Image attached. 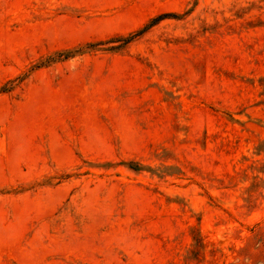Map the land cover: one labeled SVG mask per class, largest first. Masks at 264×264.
<instances>
[{
	"label": "rangeland",
	"instance_id": "obj_1",
	"mask_svg": "<svg viewBox=\"0 0 264 264\" xmlns=\"http://www.w3.org/2000/svg\"><path fill=\"white\" fill-rule=\"evenodd\" d=\"M0 264H264V0H0Z\"/></svg>",
	"mask_w": 264,
	"mask_h": 264
},
{
	"label": "trees",
	"instance_id": "obj_2",
	"mask_svg": "<svg viewBox=\"0 0 264 264\" xmlns=\"http://www.w3.org/2000/svg\"><path fill=\"white\" fill-rule=\"evenodd\" d=\"M68 54L66 53L64 56H67Z\"/></svg>",
	"mask_w": 264,
	"mask_h": 264
}]
</instances>
